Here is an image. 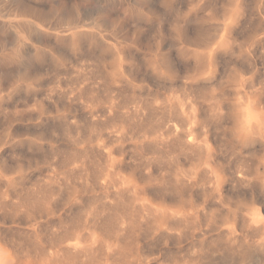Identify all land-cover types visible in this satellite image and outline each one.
I'll return each instance as SVG.
<instances>
[{
	"label": "rangeland",
	"instance_id": "374dc122",
	"mask_svg": "<svg viewBox=\"0 0 264 264\" xmlns=\"http://www.w3.org/2000/svg\"><path fill=\"white\" fill-rule=\"evenodd\" d=\"M65 1L0 0V263L264 264V0Z\"/></svg>",
	"mask_w": 264,
	"mask_h": 264
},
{
	"label": "bare ground",
	"instance_id": "6f19581e",
	"mask_svg": "<svg viewBox=\"0 0 264 264\" xmlns=\"http://www.w3.org/2000/svg\"><path fill=\"white\" fill-rule=\"evenodd\" d=\"M64 1V0H63ZM67 1V0H66ZM66 1H65V4H66ZM68 2V1H67ZM133 2V1H132ZM142 2V1H141ZM156 2V1H155ZM78 3V2H77ZM128 3V2H127ZM143 3V2H142ZM72 6H73V3L71 4ZM140 5V4H139ZM155 5V4H154ZM71 6V7H72ZM102 6V5H101ZM124 6H126V5H124ZM99 7V6H98ZM146 7V6H145ZM149 7V6H148ZM150 7H151V9H152V7L153 6H151V4H150ZM68 8V7H67ZM105 8V7H104ZM107 8V7H106ZM154 8V7H153ZM157 8V7H156ZM17 9V8H16ZM155 9V8H154ZM158 10H159V8H157ZM70 10V9H69ZM156 10V9H155ZM66 11V10H65ZM73 11H75V10H73ZM85 11V10H84ZM64 12V11H63ZM65 13V12H64ZM74 13V12H73ZM75 13H76V11H75ZM67 14V13H66ZM85 14V13H84ZM64 15V14H63ZM42 16H44V15H42ZM60 16V15H59ZM62 16V15H61ZM58 17V16H57ZM56 20H58V19H56ZM60 20V19H59ZM81 21V20H80ZM1 22V21H0ZM76 22V21H75ZM4 23V22H3ZM81 23V22H80ZM1 24V23H0ZM7 24V23H6ZM91 24V23H90ZM21 26V25H20ZM28 26V25H27ZM66 26H68V27H70L71 25L70 24H67ZM23 27V26H22ZM30 27V26H29ZM27 29V28H26ZM25 29V30H26ZM32 29V28H31ZM50 29H52V28H50ZM57 29V28H56ZM28 31V30H27ZM35 31H37V30H35ZM22 32V31H21ZM205 32V31H204ZM60 33V32H59ZM4 38V37H3ZM3 38H0V41H1V39H3ZM81 39V38H80ZM200 39V38H199ZM4 40V39H3ZM6 40V39H5ZM39 40V39H38ZM41 40V39H40ZM201 41V40H200ZM12 42V41H11ZM51 42V41H50ZM2 44V43H1ZM4 46H5V44H4ZM11 47H13L12 45H11ZM100 47V46H99ZM6 49V48H5ZM10 49V48H9ZM101 49V48H100ZM14 50H15V48H14ZM13 49H12V51H14ZM8 52V51H7ZM30 52V51H29ZM30 53H32V52H30ZM22 54V53H21ZM20 54V55H21ZM24 54V53H23ZM29 54V53H28ZM27 55V54H26ZM28 56V55H27ZM30 56V55H29ZM28 56V57H29ZM18 60V59H17ZM28 63V62H27ZM11 65V64H10ZM16 65V64H15ZM29 65V64H28ZM17 66H19V65H17ZM25 69V67L22 69V70H24ZM5 70V69H4ZM4 70H3V73H4ZM6 72V71H5ZM1 73V72H0ZM8 76V75H7ZM1 77V76H0ZM12 78V77H11ZM74 249V248H73ZM259 250V249H258ZM260 251V250H259ZM249 255H251L250 253H249ZM248 255V256H249ZM239 256V255H238ZM253 256V255H252ZM2 259V258H1ZM234 259V258H233ZM236 259H237V257H236ZM243 259V258H242ZM228 260H230V259H228ZM238 260V259H237ZM233 261V260H232ZM227 262V261H226ZM231 262V261H230ZM234 262V261H233ZM238 262V261H237ZM264 262V261H263ZM1 264V263H0Z\"/></svg>",
	"mask_w": 264,
	"mask_h": 264
}]
</instances>
